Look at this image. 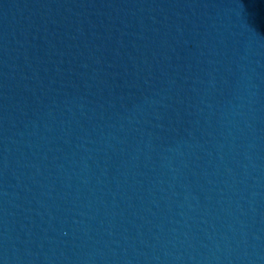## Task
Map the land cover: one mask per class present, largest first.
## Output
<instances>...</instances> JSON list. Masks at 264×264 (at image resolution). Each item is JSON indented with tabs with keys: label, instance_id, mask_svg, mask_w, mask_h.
Listing matches in <instances>:
<instances>
[{
	"label": "water",
	"instance_id": "1",
	"mask_svg": "<svg viewBox=\"0 0 264 264\" xmlns=\"http://www.w3.org/2000/svg\"><path fill=\"white\" fill-rule=\"evenodd\" d=\"M0 264H264V0H0Z\"/></svg>",
	"mask_w": 264,
	"mask_h": 264
}]
</instances>
